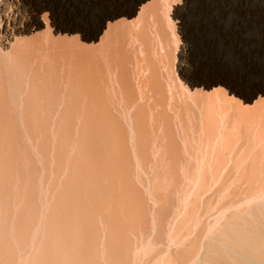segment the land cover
Segmentation results:
<instances>
[{"label":"bare ground","instance_id":"bare-ground-1","mask_svg":"<svg viewBox=\"0 0 264 264\" xmlns=\"http://www.w3.org/2000/svg\"><path fill=\"white\" fill-rule=\"evenodd\" d=\"M0 264H264V0H0Z\"/></svg>","mask_w":264,"mask_h":264}]
</instances>
